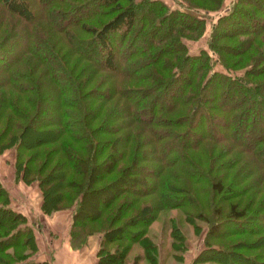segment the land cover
Masks as SVG:
<instances>
[{"label": "trees", "instance_id": "trees-1", "mask_svg": "<svg viewBox=\"0 0 264 264\" xmlns=\"http://www.w3.org/2000/svg\"><path fill=\"white\" fill-rule=\"evenodd\" d=\"M174 1L178 7L164 0H40L37 12L28 0H0V152L15 148L16 173L26 182L38 180L44 212L72 207L73 248L88 234L100 233L91 264H139L141 253L126 261L133 241L141 242L146 260L156 264L149 251L153 241L145 235L153 204L141 201L130 212L126 199L128 193L138 194L133 186L141 187L142 196L159 185L155 178L143 187L150 170L144 160L151 157L140 146L149 140V150L165 151L150 172L157 176L181 158L190 177L185 185H206L217 196L211 206L216 219L198 213L208 222L206 238L253 234L257 226L239 222L250 210L260 211L262 203L264 220V180L253 188L234 183L254 159L264 178V122L256 127L264 113V0H234L224 13L216 12L223 0H204L207 5ZM211 11L217 16L208 23L207 46L190 52L186 39L203 34ZM46 27L57 30L54 39ZM19 38L31 44L5 51L10 39ZM139 39L143 45L134 47ZM47 98L53 99L55 112L42 119ZM120 107L125 112L118 116ZM198 116L200 129L193 133ZM34 126L38 135L31 138ZM229 165L236 167L232 175L224 172ZM124 213V223H115ZM24 221L8 205L0 184V264H16L12 253L24 246L28 249L19 260L35 251L33 226ZM89 223L100 227L94 230ZM221 226L227 228L220 231ZM125 238L124 245L111 247ZM214 244L201 249L191 264H227L233 257L253 261L233 244ZM17 264L50 263L28 259Z\"/></svg>", "mask_w": 264, "mask_h": 264}, {"label": "rangeland", "instance_id": "rangeland-1", "mask_svg": "<svg viewBox=\"0 0 264 264\" xmlns=\"http://www.w3.org/2000/svg\"><path fill=\"white\" fill-rule=\"evenodd\" d=\"M28 1L33 10L37 11V9L42 8L43 2H40V0ZM164 1L171 8L178 7L179 5L174 0ZM233 1L234 0H223L222 7L219 8L216 12L224 13ZM197 3L207 5L204 0L203 2L199 0ZM88 8H91V6H89ZM210 15L211 19L207 17L208 21H206V27L203 34L195 40L186 39L188 50L190 52H196L199 50V48H205L207 46L206 39L210 28L208 23L211 22L212 19L214 20L216 18L217 13L211 11ZM246 22L247 19H245V23ZM46 28H48L49 32L52 31L53 36L51 35V39H54V36H57V30H55L53 27ZM46 28H43V32H47ZM10 40L4 46L5 51H14L16 49L20 50L22 49V47L31 44L30 41H26V39L21 38L12 40L11 42ZM33 42L34 40H32V43ZM143 43L144 41L142 39H139L135 42L134 47H141ZM0 47L2 48V46ZM80 47L86 49L87 51H90V46L88 45L82 44L80 45ZM3 51L4 50H2V52ZM33 51H38L40 53L42 50L34 47ZM23 53L19 52V54ZM31 54L32 53L30 52H25L24 56L28 58V56H32ZM92 54L94 56H97V53L95 51H93ZM217 67H220V65H217ZM54 112L53 99L47 98L44 104V111L41 114V118H48L49 116H52ZM124 112L125 109L123 107H120L116 110V115H124ZM199 116L198 118H196L193 133H196V131L200 129ZM126 119L127 117L120 116V120L124 121ZM129 120L130 116L128 114V121ZM259 122L260 123H258L256 127H259L264 122V113H261L259 115ZM35 129L36 126H34L33 130L30 132V134H28L29 137L36 138L38 134ZM218 129L220 130V128ZM150 141L151 140H149V142H146L144 146H140L146 147L148 149L147 156L151 157L147 160H144V162H146V170H150L146 172V179L148 184L144 185L143 187H145L144 189H148L150 186L149 184L154 182L155 178L159 185H153L155 186L154 192L142 196H138L142 192L141 187L133 186L132 188L134 192L138 194L128 193L126 199H128V202L130 201L128 204H131L130 212L135 211V208L139 206L141 201H150L151 204H153L154 208L152 213V220L147 223L145 231V235L149 237L151 241H153L154 248L149 250L150 253L153 252V262L156 264H191L193 263L194 257L199 253L201 249L206 246L215 245L214 243L218 242L224 243L228 246L229 243L231 245L233 244V246L231 247H233L235 251L252 255L253 258H251L256 263H259V261H264V227H261L262 229L258 228L260 225H264V220L260 219L262 217L261 207L263 203L259 206L260 208L258 210L260 211L250 210L247 218L239 222V224H243L245 227L257 226V228H255V230L257 231H254L253 234H247L241 231L238 233H232L227 236H223L219 239V241L213 238H206L208 222L203 218H200L198 216L200 214L198 213L202 212L203 214L207 215L210 220L216 219L217 216L212 215L211 206L214 205V203L218 200L217 196L215 198L214 194H212L209 189L206 188V185H185L189 181L190 177H187V175L183 172L182 167L180 166V161H182L181 158L177 159L178 163L164 168L161 173L158 170L157 176L153 174V172H150L152 169H154V166L156 167L158 165V160L156 158L158 154H160V151L165 152L158 147L149 150V146L152 145V142ZM136 143L137 142H135L134 147ZM53 144L54 142H51V144L49 143L47 145L52 146ZM122 144L124 145V147L128 145L126 144L125 138L123 139ZM131 144L132 143H130V145ZM138 150L139 148H136V151ZM15 160L16 150L14 147L5 148L0 152V184L3 185L5 190L8 192V205L25 216V221L22 224L26 226H33L36 246L35 251L22 260H19V256H22L24 254V251H26L28 248L24 246L22 250L14 251L15 248L9 247V251H14V253L12 254L13 257L16 258V261L13 262H16L17 264L18 262L30 259L33 261L47 260L50 264H62L65 261V256L67 257V259L70 256L69 250H67L68 247L66 246V241L69 247L79 251H82L84 245L87 244V247L83 248V252L81 253H84V251L88 250H91L93 252L94 248L97 252L100 244L99 239V242L96 245L97 235L100 234L98 232L88 234L86 236L84 244L79 248H73L69 244V227L71 222L72 207L60 208L52 212H44L41 208L42 195L40 186L38 185V180L33 179L30 182L24 181L21 176V172L16 173ZM176 164H179L181 170L175 167ZM245 167H247V169L240 173V176L237 178V180L241 178V181L234 182L236 183L235 187H240L247 182L248 185L253 188L256 185H259V183H262L261 181H263L264 178L260 177V175L258 174L259 172H261V170H259L258 159L250 160ZM235 168V166L229 165L226 167V170L224 172H226V174L229 173V175H232L235 171ZM253 171L256 172L253 173ZM115 174L116 173H114L113 175L115 176ZM167 183H173L174 185H169ZM200 187H202V189ZM168 199L170 200V202L174 201L175 203H172L173 205H171L170 202H168ZM225 203L226 201L221 202V204ZM124 210L125 213L128 212V205ZM125 213L122 214L119 217L118 221H116L115 223H124V220L126 218L124 216ZM234 225L237 226L238 224ZM87 227H91L94 230H97L100 226L98 224L93 225L89 223ZM125 227L128 231L132 228L129 225H125ZM226 228L227 227L225 226H221L219 230L223 231ZM126 242L127 239L125 238L117 244H111V247L114 245H118V247H120ZM234 243H236V246H234ZM243 243L248 244L247 249L241 248ZM79 251L78 253H80ZM78 253L77 255L79 256ZM136 253H141L143 255V257H140L139 259V264H149V261L146 260L141 242L135 241L131 242V248L125 255L126 261L130 262L134 258V255ZM252 262H244V260L242 259L233 257L231 258V260L227 261V264H252ZM200 264L214 263L201 262Z\"/></svg>", "mask_w": 264, "mask_h": 264}, {"label": "crops", "instance_id": "crops-1", "mask_svg": "<svg viewBox=\"0 0 264 264\" xmlns=\"http://www.w3.org/2000/svg\"><path fill=\"white\" fill-rule=\"evenodd\" d=\"M99 239H100V234L97 235L96 245L98 244ZM66 246L68 247L67 250H69L70 256L68 257V259L65 256L64 258L65 261L62 264H91L97 258L95 248L93 249V252L91 250L90 251L88 250V251H84V253H81L83 252V248L87 247V244L84 245L82 251L72 249L71 247L68 246L67 241H66ZM78 251L80 253H78ZM77 253L79 254V256L77 255Z\"/></svg>", "mask_w": 264, "mask_h": 264}]
</instances>
